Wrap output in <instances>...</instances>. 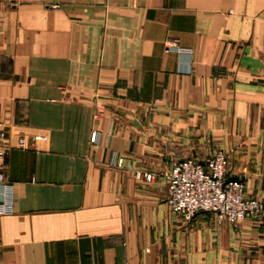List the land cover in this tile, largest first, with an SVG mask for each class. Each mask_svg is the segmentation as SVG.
<instances>
[{
	"label": "crops",
	"instance_id": "crops-1",
	"mask_svg": "<svg viewBox=\"0 0 264 264\" xmlns=\"http://www.w3.org/2000/svg\"><path fill=\"white\" fill-rule=\"evenodd\" d=\"M0 130V264H264V215L186 222L163 177L222 152L264 204V0H0Z\"/></svg>",
	"mask_w": 264,
	"mask_h": 264
},
{
	"label": "built area",
	"instance_id": "built-area-1",
	"mask_svg": "<svg viewBox=\"0 0 264 264\" xmlns=\"http://www.w3.org/2000/svg\"><path fill=\"white\" fill-rule=\"evenodd\" d=\"M172 43H167L169 48ZM178 56L188 57L182 73L191 71V53L178 49ZM4 133L0 130V216L13 214V191L5 174L6 158L9 147L3 144ZM98 140L92 133L90 143ZM48 136L44 133L20 135L16 139V148L22 151L37 143H46ZM112 166L121 167L123 159L113 154ZM166 182V202L170 210L184 221H191L196 215L207 213L214 216L218 223L237 224L245 219L257 220L264 215V204L244 198V184L239 179L228 176V163L222 152H216L206 160L199 162L184 159L174 163L163 175ZM152 175L145 176L150 181Z\"/></svg>",
	"mask_w": 264,
	"mask_h": 264
}]
</instances>
